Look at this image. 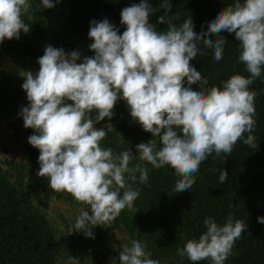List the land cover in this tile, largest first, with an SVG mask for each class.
Segmentation results:
<instances>
[{
  "label": "clouds",
  "instance_id": "obj_1",
  "mask_svg": "<svg viewBox=\"0 0 264 264\" xmlns=\"http://www.w3.org/2000/svg\"><path fill=\"white\" fill-rule=\"evenodd\" d=\"M40 2L44 9H51L60 0ZM161 8L164 14L157 23L167 29L158 31L150 16ZM29 9L28 0H0V42L18 40L21 33L30 31L21 18ZM171 9V0H161L156 9L149 0L123 8L122 34L107 19L93 20L88 31L93 56L81 60L78 51L65 53L47 45L37 60L38 72H24L21 87L28 106L20 115L24 127L34 130L28 143L39 151L37 176L47 177L52 190L66 191L87 206L72 225L73 231L87 238H94L93 227L113 221L139 196L125 174L134 182L139 173L144 183L148 169L142 163L129 167L130 162L138 159L156 169L171 167L178 177L175 192H182L193 186L208 156L230 155L239 140L258 146L251 135L256 93L249 86L264 71V0H234L200 33L194 31L191 17L179 26L174 24L168 15ZM223 32L239 41L238 60L249 76L235 74L221 86L207 88V79L190 62L202 54L200 44L213 49L219 62L227 41ZM197 84L199 90L193 88ZM118 100L126 103L130 117L145 132L159 137V148L155 140L141 142L133 155L131 148L114 153L100 146L107 133L95 125L113 117ZM227 176L221 171L219 181L223 183ZM257 222L264 224V217ZM204 225L206 231L198 239L187 240L177 254L192 264L204 260L224 264L247 230L246 223L230 214L222 226L211 217ZM119 262L159 264L138 240L122 246Z\"/></svg>",
  "mask_w": 264,
  "mask_h": 264
},
{
  "label": "trees",
  "instance_id": "obj_2",
  "mask_svg": "<svg viewBox=\"0 0 264 264\" xmlns=\"http://www.w3.org/2000/svg\"><path fill=\"white\" fill-rule=\"evenodd\" d=\"M139 2L60 0L55 7L44 9L40 0H28L30 9L21 18L30 25V31L21 33L18 40L0 42V56L17 63L12 68L16 74L20 69L32 71L28 68L32 65L33 74L38 72L37 60L47 45L62 48L65 53L78 51L81 60L91 57L94 53L89 50L92 43L88 38L90 22L107 19L119 29L118 34H122L125 27L120 24L121 10ZM149 3L156 9L160 8L161 0H149ZM171 3L168 15L172 22L179 26L191 17L194 31L200 33L202 26L207 31L208 23L234 0H171ZM163 14L164 9L161 8L150 16V22L158 31L167 29V25L157 23V17ZM221 35L227 41L219 62L214 60L213 49L202 44L199 45L202 54L190 62L207 79V88L219 87L235 74L249 76L245 65L238 60L239 41L234 34L223 32ZM18 80L22 81L20 76ZM21 86L18 87L10 75H2L0 127L4 126L9 132V139L17 146L20 157L8 156L5 145L0 146L3 153L0 159V264H65L71 259H77L79 264H120L122 246H131L132 240L144 245L145 251L151 253V258L158 260L159 264H192L186 257L179 256L177 249L183 248L189 239H198L206 231V218L211 217L222 226L230 214L234 219L243 220L247 230L236 240L224 264H264V224L257 222L258 217H264V71L249 86V90L256 93L255 126L251 135L258 146L253 148L239 140L230 155L222 153L216 156L213 153L208 156L200 164L193 186L182 192H175L178 177L171 167L166 165L156 169L138 159L130 162L129 167L142 163L148 169V179L141 183L137 173L133 182L127 180L125 174L126 182L140 194L132 207H126L113 221L91 229L92 244L100 243L96 250L80 234L73 233L72 237L62 235L48 217L52 200L66 202L71 208L86 210L87 206L75 201L66 191L52 190L47 177L37 176L39 151L28 143V137L34 134V130L24 127L20 115L21 109L28 106ZM193 88L199 90V84ZM113 113L110 120L106 118L95 125L107 133L100 142L101 147L111 148L114 153L131 148L136 155L135 146L141 142L155 140L157 148L161 146L159 137L151 136L132 120L124 101L116 102ZM90 115L94 118L96 112ZM247 135L249 133H245L244 138ZM223 170L228 176L221 183L219 175ZM112 233L120 236L114 246L105 243ZM71 245L75 248L72 252L69 249ZM198 264L211 262L204 260Z\"/></svg>",
  "mask_w": 264,
  "mask_h": 264
},
{
  "label": "rangeland",
  "instance_id": "obj_3",
  "mask_svg": "<svg viewBox=\"0 0 264 264\" xmlns=\"http://www.w3.org/2000/svg\"><path fill=\"white\" fill-rule=\"evenodd\" d=\"M16 64L17 63H15L9 57L0 56V80H1L3 74L10 75L11 77H13L15 79L16 85L18 87H20L23 84V80H24L23 75L21 73L26 72V70L20 69L21 73L20 72L17 73L22 79V81L19 82V80H18L19 76L15 72L12 71V68L14 66L16 67ZM28 68L30 70H32L31 72H33V69H34L33 65H32V68L30 66H28ZM15 74H16V76H15ZM9 138H10L9 132L4 129V126H1L0 127V146L5 145V149L7 151L6 153L8 156H11L14 158H19L20 152H19L17 146L14 144V142L11 141ZM20 140L22 142H24L23 137H21ZM16 142H18V141L16 140ZM2 157H3V153H1V150H0V159H2ZM81 210H82V207L71 208L70 206L67 205L66 202H63L61 200H52L49 203V208H48L47 214H48L49 219L51 220V223L54 225V227H56L58 230L61 231L62 235L66 236V237L67 236L72 237L73 233H77V235L80 234V236H83L86 239L87 244L92 245V247H95L93 249L96 250L100 246V243H98L99 242L98 240L95 241V242L98 241L97 243L92 244V242L94 240L93 238L85 237L83 232L73 231L72 225L74 223L75 217L79 214V212ZM119 238H120L119 235L112 233L108 236L107 242L105 241V243L106 244L109 243L110 245L114 246L115 242ZM70 247H71V248H69L71 250L70 252L74 251V249H75L74 245H71ZM76 260L77 259H71L68 262H66L65 264H79V262H77ZM61 264H64V263H61Z\"/></svg>",
  "mask_w": 264,
  "mask_h": 264
}]
</instances>
